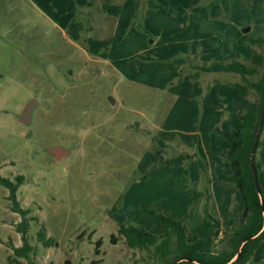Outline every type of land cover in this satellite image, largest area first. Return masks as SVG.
<instances>
[{
    "label": "rangeland",
    "instance_id": "1",
    "mask_svg": "<svg viewBox=\"0 0 264 264\" xmlns=\"http://www.w3.org/2000/svg\"><path fill=\"white\" fill-rule=\"evenodd\" d=\"M85 1L0 0V178L16 185L11 200L0 182V264H144L119 226L161 235L150 210L191 226L193 189L242 216L220 154L257 96L194 66L264 55L249 42L264 37V0Z\"/></svg>",
    "mask_w": 264,
    "mask_h": 264
},
{
    "label": "trees",
    "instance_id": "2",
    "mask_svg": "<svg viewBox=\"0 0 264 264\" xmlns=\"http://www.w3.org/2000/svg\"><path fill=\"white\" fill-rule=\"evenodd\" d=\"M249 42L258 48L263 47L264 37L251 38ZM194 68L197 70L194 78L198 77V70L236 74L239 82L229 85L236 94L248 98L250 92H254L257 96L256 100L248 102L244 112L235 120L234 131L226 134L230 148L227 153L220 154L219 179L233 184L239 191L243 202L242 216L238 222L230 221L226 230H222L219 219L209 208L207 190L202 193L193 189V203H202L203 214L201 227L196 234H190L181 221L150 210L155 224L163 231L161 235L149 234L134 225H120L118 235L124 238L128 248L148 253L150 262L144 261V264H171L177 259L181 260L177 264H248L259 243L264 240V118L254 150L253 165L250 164L264 101V55L254 51L249 63L231 60ZM178 158L183 160L193 156L180 155ZM201 164V175L207 183L206 165ZM253 169L259 192L254 183ZM0 182L10 190V199L14 200L16 185L1 178ZM99 245L100 242L97 253Z\"/></svg>",
    "mask_w": 264,
    "mask_h": 264
},
{
    "label": "crops",
    "instance_id": "3",
    "mask_svg": "<svg viewBox=\"0 0 264 264\" xmlns=\"http://www.w3.org/2000/svg\"><path fill=\"white\" fill-rule=\"evenodd\" d=\"M85 3L87 4L88 7H90V5L92 4L91 3V0H86ZM76 27H77V25H76ZM234 81H231L230 80V81H227L225 83L227 84V86H229L232 83L239 82V78L238 79L237 78L236 79L234 78ZM247 99L249 100V98H247ZM234 123H235V121H234ZM220 171H221V163H220ZM220 171H219V173H220ZM227 173H228V171H227ZM218 178H219V174H218ZM210 188L212 189L211 186H210ZM211 189L209 190L210 191L209 192V196H210V202L209 203H210L211 211L214 214V216L219 219L221 229L222 230H226V228L228 227L230 221L235 222L233 220L232 216L229 215V213H231L230 210H229L230 209V202L226 198V196H223L222 199L220 198V196H219V198H217L216 193L214 192L213 189L212 190ZM239 209L241 210V212H243V202L241 203ZM176 219L179 220V221H181L186 226V228H187V230H188V232L190 234H196L199 231V229L201 227V224H202V221H203V218L202 217L199 218L197 216V218L194 221L195 223H191V226H189V221L182 220V219L180 220L179 218H176L175 217V220ZM199 221H200V224H199ZM192 226H193V229L194 230H191V228L188 229V227H192ZM248 264H264V240H262L259 243L257 249L254 252V255L251 257V259L249 260Z\"/></svg>",
    "mask_w": 264,
    "mask_h": 264
},
{
    "label": "water",
    "instance_id": "4",
    "mask_svg": "<svg viewBox=\"0 0 264 264\" xmlns=\"http://www.w3.org/2000/svg\"><path fill=\"white\" fill-rule=\"evenodd\" d=\"M249 31V28H245L242 30L243 33H247ZM110 101L112 103H114V101H112V99H110ZM37 107V101L36 99H31L29 100L23 107L19 117H18V122L24 126H30L31 125V122H32V115H33V112L35 110V108ZM263 118H264V101H263V107H262V111H261V114H260V121H259V124H258V129L255 133V139H254V144H253V147L251 149V157H250V164L251 166L253 165V155H254V150H255V147H256V142H257V138H258V134H259V131H260V128L262 127V122H263ZM53 156H55V158L57 160H59V158L63 157L64 155L67 154L66 151H64L63 149H61L60 147H53L51 149L48 150ZM253 175H254V183H255V186L257 188V179H256V172L255 170L253 169ZM257 191L259 192V189L257 188ZM181 260L180 259H177L175 261H173L171 264H177L178 262H180Z\"/></svg>",
    "mask_w": 264,
    "mask_h": 264
},
{
    "label": "flooded vegetation",
    "instance_id": "5",
    "mask_svg": "<svg viewBox=\"0 0 264 264\" xmlns=\"http://www.w3.org/2000/svg\"><path fill=\"white\" fill-rule=\"evenodd\" d=\"M7 190H8V188H6ZM9 191V190H8ZM8 197L10 198V191H9V195H8Z\"/></svg>",
    "mask_w": 264,
    "mask_h": 264
}]
</instances>
